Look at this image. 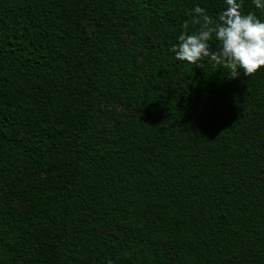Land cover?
Listing matches in <instances>:
<instances>
[{"label": "trees", "instance_id": "obj_1", "mask_svg": "<svg viewBox=\"0 0 264 264\" xmlns=\"http://www.w3.org/2000/svg\"><path fill=\"white\" fill-rule=\"evenodd\" d=\"M196 5L0 0V264H264V66L175 59Z\"/></svg>", "mask_w": 264, "mask_h": 264}, {"label": "clouds", "instance_id": "obj_2", "mask_svg": "<svg viewBox=\"0 0 264 264\" xmlns=\"http://www.w3.org/2000/svg\"><path fill=\"white\" fill-rule=\"evenodd\" d=\"M252 4L264 12V0H252ZM224 5L215 18L194 6L189 14L197 27L182 31L170 50L179 61L194 65L211 61L248 76L264 66V18L242 13V0H224ZM212 39L217 42L216 50L209 43Z\"/></svg>", "mask_w": 264, "mask_h": 264}, {"label": "rangeland", "instance_id": "obj_3", "mask_svg": "<svg viewBox=\"0 0 264 264\" xmlns=\"http://www.w3.org/2000/svg\"><path fill=\"white\" fill-rule=\"evenodd\" d=\"M86 28H87L88 30H91V29H92V27L90 26V24H86ZM13 207H14V209H16L17 211H22V209L24 208V205L21 204V203H17V204H14Z\"/></svg>", "mask_w": 264, "mask_h": 264}]
</instances>
